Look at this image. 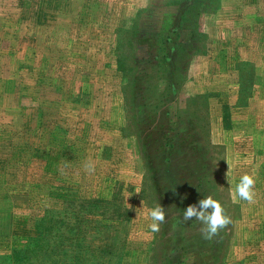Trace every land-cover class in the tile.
Here are the masks:
<instances>
[{
	"label": "rangeland",
	"instance_id": "obj_1",
	"mask_svg": "<svg viewBox=\"0 0 264 264\" xmlns=\"http://www.w3.org/2000/svg\"><path fill=\"white\" fill-rule=\"evenodd\" d=\"M0 264H264V0H0Z\"/></svg>",
	"mask_w": 264,
	"mask_h": 264
},
{
	"label": "clouds",
	"instance_id": "obj_2",
	"mask_svg": "<svg viewBox=\"0 0 264 264\" xmlns=\"http://www.w3.org/2000/svg\"><path fill=\"white\" fill-rule=\"evenodd\" d=\"M229 163V162H228ZM230 165V164H229ZM230 169V167H229ZM94 170V169H93ZM229 172V170H228ZM227 172V179L231 184V178ZM256 180L252 175H243L236 185V194L242 200L252 203L254 200V187ZM173 191H175L173 189ZM152 223L149 228L153 233L160 231V226L165 222V209L156 205L149 213ZM200 221L205 227L202 228V236L206 240H212L219 231L231 223V218L226 214L221 202L211 195L200 199L198 204L189 205L183 212L185 222L192 219Z\"/></svg>",
	"mask_w": 264,
	"mask_h": 264
},
{
	"label": "trees",
	"instance_id": "obj_3",
	"mask_svg": "<svg viewBox=\"0 0 264 264\" xmlns=\"http://www.w3.org/2000/svg\"><path fill=\"white\" fill-rule=\"evenodd\" d=\"M167 43V42H166Z\"/></svg>",
	"mask_w": 264,
	"mask_h": 264
}]
</instances>
